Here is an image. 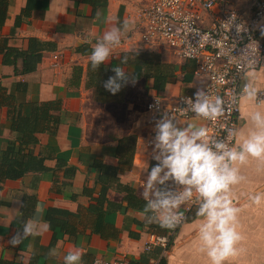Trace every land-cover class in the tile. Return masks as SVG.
<instances>
[{
  "label": "crops",
  "instance_id": "0c3cea01",
  "mask_svg": "<svg viewBox=\"0 0 264 264\" xmlns=\"http://www.w3.org/2000/svg\"><path fill=\"white\" fill-rule=\"evenodd\" d=\"M148 2L108 0L98 20L92 6L73 0H0V15H4L3 21L0 20V49L27 50L30 40L35 39L42 54L36 70L21 75L23 60H18L16 69L5 64V55L0 51L1 87L6 95L14 97L15 105L58 102L59 108L52 113L60 118L56 132L38 134L37 143L30 147L34 155L45 160L48 170L1 185L0 264H63L64 255L74 247L82 249V264L124 258L132 264H149L151 258L160 254L159 249L147 253L144 246L151 234L159 235L162 231L156 224L147 223L143 209L138 202L127 199L124 189L128 187L132 195L144 200V179L151 161L136 143L131 167L119 171L116 183L107 185L104 200L101 170L95 167L96 161L113 167L119 165L117 141L136 135L137 119L149 97L157 93L151 89L153 80L140 77L134 67H122L134 75L135 83L127 84L122 101L100 103L96 88L88 85L86 76L90 42L110 27L123 21L130 24L122 37L123 45L113 50L106 65L142 47L138 18L140 9ZM234 2L237 9L248 8L247 0ZM104 17L107 24L103 23ZM17 18H20L18 26ZM260 35L264 37V24ZM142 53L157 55L161 61L178 67L176 79L163 94L194 96L198 89L204 88L207 79L194 76L193 62L178 59L163 46ZM77 67L81 68V75L75 73ZM246 82L255 90H264V69L250 72ZM10 108L6 103L0 105V152L7 149L11 140L21 137L11 130ZM256 110H264V103L258 106L242 97L238 122L242 134L251 130L249 117ZM179 122L204 127L200 119ZM239 174L242 179L232 186L230 196L240 209L236 227L241 240L236 245L237 255L230 257L227 264H264V203L256 205L250 199L257 192L264 193V160L249 158L245 165L239 166ZM52 208L71 214L66 219L67 231L50 229L46 216ZM33 218L38 221L37 234L15 247L10 245L9 240L24 221ZM198 227L194 212L178 228L163 264H209L199 249ZM53 248L57 249L56 257L49 256Z\"/></svg>",
  "mask_w": 264,
  "mask_h": 264
},
{
  "label": "clouds",
  "instance_id": "9594fccd",
  "mask_svg": "<svg viewBox=\"0 0 264 264\" xmlns=\"http://www.w3.org/2000/svg\"><path fill=\"white\" fill-rule=\"evenodd\" d=\"M97 19H101L99 11ZM103 23H108L107 17ZM129 28V22L123 21L90 42L88 60L92 70L109 60ZM121 63L126 64L127 58ZM112 72L114 75L104 81L103 87L113 95L128 83H135L134 75L122 67H113ZM241 95L250 101L257 99L256 90L248 84L243 86ZM184 104L185 111L210 121L217 120L225 111L222 98L204 88L198 89L193 97H185ZM249 119L252 128L246 135L239 128H229L219 139L211 138L203 126L181 124L166 111L155 122L152 159L157 163L147 171L143 186L146 221L162 229H175L183 221L181 206L196 193L195 217L199 222L196 238L209 264H227L230 257L237 255L236 245L241 240L236 227L240 209L233 204L230 191L242 179L239 166L245 165L249 158L264 160V110L253 111ZM250 199L260 205L264 203V193L257 192ZM37 224L34 218L24 221L9 240L10 245L15 247L23 239L35 236ZM57 255L56 248L49 251L50 257ZM82 255V249L74 247L64 255L63 264H82Z\"/></svg>",
  "mask_w": 264,
  "mask_h": 264
},
{
  "label": "built area",
  "instance_id": "2783aa9c",
  "mask_svg": "<svg viewBox=\"0 0 264 264\" xmlns=\"http://www.w3.org/2000/svg\"><path fill=\"white\" fill-rule=\"evenodd\" d=\"M248 8L240 10L234 0H149L140 9V44L135 52L163 46L173 56L195 64L194 76L206 78L204 89L224 102V114L210 121L196 118L184 110L185 97L154 93L148 99L143 115L136 122L138 150L152 159L154 126L161 112L166 111L177 121L200 119L211 138H223L229 128H238L241 90L247 75L264 69V0H247ZM120 45H123L121 43ZM251 87V86H250ZM258 106L264 102V90H256ZM169 187L174 185L169 184ZM197 194L181 206L183 221L180 228L194 214ZM176 231L160 236L151 234L145 243L147 253L159 249L160 254L149 264H163L172 246ZM93 264H132L124 259L106 261L97 259Z\"/></svg>",
  "mask_w": 264,
  "mask_h": 264
},
{
  "label": "trees",
  "instance_id": "16d2710c",
  "mask_svg": "<svg viewBox=\"0 0 264 264\" xmlns=\"http://www.w3.org/2000/svg\"><path fill=\"white\" fill-rule=\"evenodd\" d=\"M73 1L77 4L92 6L94 15H97L98 11H105L108 5V0ZM3 19L4 15H0L1 22ZM19 24L20 18H17L15 25L18 26ZM37 45L38 41L31 39L27 50L8 47L6 51L4 48L0 49V51L5 55V64H12L15 68L17 67L18 60L22 59L23 65L20 74L24 75L35 71L37 65L41 62L42 54L37 50ZM125 58H127V63L122 64L121 61ZM116 66L134 67V69L139 71L140 77L153 80L151 89L158 93L164 92L167 85L176 79L178 70L175 64L163 62L157 55H147L142 52L123 54L120 58L114 59L109 66L106 64L101 65L95 71L92 70L89 63L86 74L88 85L96 88L100 103L120 102L123 100L127 85L116 95L111 94L103 87L104 81L109 76L114 75L112 68ZM75 73L81 75V68H75ZM14 102V97L6 95L0 85V105L6 103L11 107L9 109L11 130L18 135L21 134L19 140H11L7 149L0 152V190L2 183L7 180H19L29 173L46 172L48 170L45 166V160L42 157L34 155L30 147L37 143L38 134L45 132L54 133L60 124V118L52 113L59 108L58 102H30L22 105H15L13 104ZM117 142L116 155L119 160L118 166H109L102 161L95 162V167L101 170L100 182L105 185L104 190L101 192L103 200L106 198L107 185L116 183L118 172L131 167L136 151L137 136H126ZM155 164V162H151L150 168ZM124 189L128 194L127 199L138 202L143 209L145 201L132 195L133 191L128 187H124ZM23 212L26 213V207H23ZM70 216L71 214L67 211L52 208L48 211L46 221L51 230L59 228L65 232L68 230V222L66 219ZM156 227L162 231V233H159L160 236L168 235L173 231L177 233L178 231V229H162L157 224Z\"/></svg>",
  "mask_w": 264,
  "mask_h": 264
},
{
  "label": "rangeland",
  "instance_id": "374dc122",
  "mask_svg": "<svg viewBox=\"0 0 264 264\" xmlns=\"http://www.w3.org/2000/svg\"><path fill=\"white\" fill-rule=\"evenodd\" d=\"M144 112V111H143ZM143 112L141 113V115H143ZM141 115H139V116H141Z\"/></svg>",
  "mask_w": 264,
  "mask_h": 264
}]
</instances>
